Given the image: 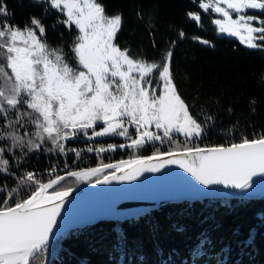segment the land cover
I'll return each instance as SVG.
<instances>
[{
  "label": "snow or ice",
  "instance_id": "6c2138e0",
  "mask_svg": "<svg viewBox=\"0 0 264 264\" xmlns=\"http://www.w3.org/2000/svg\"><path fill=\"white\" fill-rule=\"evenodd\" d=\"M32 2L44 16L55 12L56 24L74 27L78 35L70 47V62L62 47L48 42L42 17H29L21 28L9 21L13 14L0 0V175L14 181V186L0 182V264H37L38 260L47 264L53 230L73 191L57 187L67 177L89 181L97 177L95 183L109 184L135 181L145 172L178 165L201 185L242 192L253 187L254 177H264V133L252 139L241 136L239 142L226 146H189L207 135L214 118L204 113L201 122L190 112L174 83L171 50L152 62L130 54L129 48L116 42L122 14H107L99 0ZM198 6L222 15L213 21L219 33L239 37L249 48H264L256 42H264V20L247 14V10L264 14V0H200ZM188 15L194 21L201 19L198 14ZM176 134L184 137L183 144ZM225 134L230 136L231 129ZM101 137H121L127 143L67 146L70 140ZM166 142L174 147L169 151L156 147ZM146 146L154 149L152 155H135ZM118 148L131 149L133 156L118 162L101 160L96 167L63 175L52 166L45 170L46 180L23 169L24 159L37 152L73 153L82 159L85 152L99 156ZM205 243L200 240L194 256L203 255ZM252 243L250 237L246 244Z\"/></svg>",
  "mask_w": 264,
  "mask_h": 264
},
{
  "label": "trees",
  "instance_id": "16d2710c",
  "mask_svg": "<svg viewBox=\"0 0 264 264\" xmlns=\"http://www.w3.org/2000/svg\"><path fill=\"white\" fill-rule=\"evenodd\" d=\"M5 2L13 14L8 17L11 23L23 28L29 17H42V23L48 26L50 45L71 53L76 35L56 24L55 12L44 16L32 0ZM99 2L105 5L107 14H122L123 25L116 42L129 48L130 54L152 62L159 61L163 52H173L174 83L190 112L201 122L204 113L214 118V127L207 135L192 140L189 146L227 145L239 142L241 136L252 139L256 133H264V48H249L241 41L221 36L212 12L198 6L200 0ZM189 13L202 18L200 26L189 19ZM247 14L264 20L261 12L249 10ZM199 40H207L214 47H204ZM228 129L230 136L225 134ZM179 141L183 144L184 138ZM45 154L48 159L43 158ZM61 157L65 156L37 152L24 159L23 169L36 171L46 180L49 176L44 171L60 167ZM4 180L14 186L12 178L0 175V182ZM85 183L73 177L59 187ZM250 237L253 243L247 245ZM201 239L206 241L201 248L203 255L194 256ZM45 260L47 264H264V197L177 203L141 219L106 221L75 229L53 240ZM37 264L42 262L38 260Z\"/></svg>",
  "mask_w": 264,
  "mask_h": 264
},
{
  "label": "water",
  "instance_id": "95a60500",
  "mask_svg": "<svg viewBox=\"0 0 264 264\" xmlns=\"http://www.w3.org/2000/svg\"><path fill=\"white\" fill-rule=\"evenodd\" d=\"M218 15L223 18L221 14ZM189 19L201 25L202 18L194 21L189 16ZM199 41L204 47H214L212 43L204 44L202 40ZM167 167L160 172H145L135 181H112L109 184L93 182L73 187L71 195L64 202L57 227L53 230L51 243L75 229H86L106 221L141 219L166 205L223 198L232 201L257 200L264 197V191H254L256 185L264 181L262 176L254 177L253 187L242 192L223 185L204 186L176 165H171V169ZM137 213L141 214L137 216Z\"/></svg>",
  "mask_w": 264,
  "mask_h": 264
},
{
  "label": "flooded vegetation",
  "instance_id": "af4514ba",
  "mask_svg": "<svg viewBox=\"0 0 264 264\" xmlns=\"http://www.w3.org/2000/svg\"><path fill=\"white\" fill-rule=\"evenodd\" d=\"M223 7H226V5H222ZM212 12V17L214 18L213 21L217 18H221L217 13H214V11L209 10ZM253 12H260V10H252ZM249 12V10H247V13ZM233 18H236L235 15ZM66 28V27H65ZM67 29V28H66ZM73 31V35H78V31L73 27L72 29ZM221 36L224 37H230L231 39L237 40V41H241L238 38H233L232 36L228 35L227 33H220ZM66 53V52H65ZM67 57L69 58L70 62L71 61V55H73L72 53H66ZM71 54V55H70ZM159 94V92L157 93ZM99 130V129H98ZM91 131V130H90ZM131 131V129H130ZM177 140L180 138H183L182 135L176 134L175 137ZM109 143H113V144H120V143H127V141L124 140V138L121 137H101V138H96L95 141H87L83 138L78 139V140H70L67 142V146L68 147H74L77 149H82L84 148L87 144H92L93 146L97 145V144H103V145H107ZM157 148H159L160 151H169L172 147H174V145H170L169 143H164V144H159L157 143L156 145ZM154 149L150 146H146L144 149L139 150L138 152L135 153V155H143V156H147V155H152L153 154ZM133 156V151L131 149L125 148V149H117L116 151L113 152H106L103 154H100L99 156L96 153H83L82 154V159H76L73 153H69L67 156L65 157H61L60 162L58 163V165L60 167H56L57 168V173H60L61 175L64 174L65 171H69V170H80V169H84V168H89V167H96L98 165V163L103 160V162L108 163V162H118L119 160L122 159H129ZM47 154L43 155V158H47ZM49 157H51L49 155ZM52 158V157H51ZM48 159V158H47ZM65 163H67L68 168H65L64 165ZM111 171V170H108ZM44 173H47L46 171H44ZM93 177L91 180H95Z\"/></svg>",
  "mask_w": 264,
  "mask_h": 264
},
{
  "label": "bare ground",
  "instance_id": "6f19581e",
  "mask_svg": "<svg viewBox=\"0 0 264 264\" xmlns=\"http://www.w3.org/2000/svg\"><path fill=\"white\" fill-rule=\"evenodd\" d=\"M230 38V37H229ZM177 168H180L178 165H176ZM167 169H171V165H168ZM182 169V168H181ZM255 192L259 191H264V181H261L260 183H258L255 187ZM172 205V204H171ZM167 206V205H166ZM164 208V207H163ZM162 209V208H161ZM151 214V213H150Z\"/></svg>",
  "mask_w": 264,
  "mask_h": 264
},
{
  "label": "rangeland",
  "instance_id": "374dc122",
  "mask_svg": "<svg viewBox=\"0 0 264 264\" xmlns=\"http://www.w3.org/2000/svg\"><path fill=\"white\" fill-rule=\"evenodd\" d=\"M183 137V136H182ZM184 138V137H183ZM183 138H180V139H178V140H181V139H183ZM94 179H97V177L96 178H94ZM80 182H83V183H85L86 181H83V180H79ZM85 185V184H84Z\"/></svg>",
  "mask_w": 264,
  "mask_h": 264
}]
</instances>
